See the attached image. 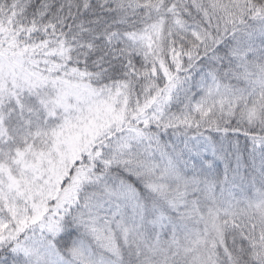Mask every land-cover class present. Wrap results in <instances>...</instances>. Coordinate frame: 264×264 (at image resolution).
I'll return each mask as SVG.
<instances>
[{
    "label": "snow or ice",
    "instance_id": "1",
    "mask_svg": "<svg viewBox=\"0 0 264 264\" xmlns=\"http://www.w3.org/2000/svg\"><path fill=\"white\" fill-rule=\"evenodd\" d=\"M0 264H264V0H0Z\"/></svg>",
    "mask_w": 264,
    "mask_h": 264
}]
</instances>
